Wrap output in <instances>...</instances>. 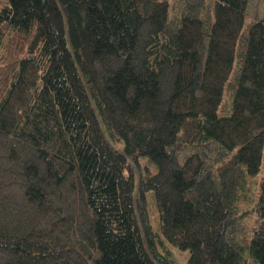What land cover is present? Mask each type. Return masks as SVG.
Returning a JSON list of instances; mask_svg holds the SVG:
<instances>
[{
  "label": "trees",
  "instance_id": "trees-1",
  "mask_svg": "<svg viewBox=\"0 0 264 264\" xmlns=\"http://www.w3.org/2000/svg\"><path fill=\"white\" fill-rule=\"evenodd\" d=\"M167 243L264 264V0H0V264Z\"/></svg>",
  "mask_w": 264,
  "mask_h": 264
},
{
  "label": "rangeland",
  "instance_id": "rangeland-1",
  "mask_svg": "<svg viewBox=\"0 0 264 264\" xmlns=\"http://www.w3.org/2000/svg\"><path fill=\"white\" fill-rule=\"evenodd\" d=\"M169 249V252H167V250L165 249ZM155 249H158V246H155ZM162 250H164V253L169 255L170 257H172L174 260H176L177 262L181 263V264H185L187 262V258H188V249H180L172 244H166V246H164L162 248Z\"/></svg>",
  "mask_w": 264,
  "mask_h": 264
}]
</instances>
